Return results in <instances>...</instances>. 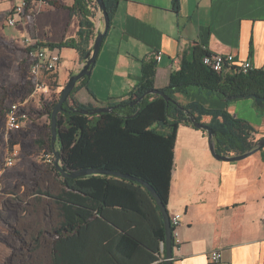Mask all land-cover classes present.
Listing matches in <instances>:
<instances>
[{"label": "crops", "instance_id": "0c3cea01", "mask_svg": "<svg viewBox=\"0 0 264 264\" xmlns=\"http://www.w3.org/2000/svg\"><path fill=\"white\" fill-rule=\"evenodd\" d=\"M48 1L53 4L38 5L39 12L27 13L13 26L17 36L12 34L10 38L18 42L28 37L31 43L42 46L77 38L78 17L66 8L74 0ZM16 2L0 0V15L4 14V19H0L2 27L7 26L5 16ZM0 35L4 36L1 32ZM193 43L209 53L232 54L236 62L249 59L255 68L264 67V0H178L176 11L172 0H119L89 78L85 85L78 86L73 98L96 107L119 101L138 83L141 61L154 59L158 51L161 58L157 61L154 87L163 88L169 74L178 69L182 53ZM54 48L60 55L62 51L72 53L69 61L62 63L60 59L49 81L53 84L50 94L44 95L43 101L39 95L37 106L43 104V108L35 111L34 126H43L44 123L37 122L40 118L44 120L47 105L59 94L69 75L77 72L83 63L75 49ZM64 64L67 73L61 85L59 69ZM173 96L182 105L196 102L207 109L228 111L250 125L253 142L264 137V110L251 98L225 101L217 96L206 97L194 86ZM209 120V116L202 118V122ZM2 136L7 143L9 136ZM16 146L17 143L12 148ZM31 162L40 164L38 160ZM43 173L45 176L40 180L33 178L31 185H22L21 190L17 187L19 193L42 185L43 190L36 193L57 195L62 188L59 178L48 170L43 169ZM36 193L29 196V202L43 203V233L53 241V245L47 241L46 245L55 258L49 264L79 261L72 252L61 247L59 236L51 234L62 220L58 204L44 195L36 199ZM263 205L264 147L241 160H218L209 151L206 131L184 124L177 127L166 204L168 213L181 214L177 228L180 243L173 247V264H209L211 250L220 251V264H264ZM53 212L59 214L60 219L56 224H48ZM101 229L89 228L88 264H156L165 260L162 243L159 259L153 261L149 250L121 230L104 227L100 232ZM67 253L73 257L68 258Z\"/></svg>", "mask_w": 264, "mask_h": 264}, {"label": "trees", "instance_id": "16d2710c", "mask_svg": "<svg viewBox=\"0 0 264 264\" xmlns=\"http://www.w3.org/2000/svg\"><path fill=\"white\" fill-rule=\"evenodd\" d=\"M92 1L74 0L71 6L66 7L70 14L78 17L77 38L48 46L75 49L83 60L94 34ZM103 3L111 22L119 0H103ZM172 4L176 11L178 0H172ZM208 54L209 51L193 43L188 51L182 53L179 67L169 74L167 85L160 88L167 99L157 94H146L136 104L130 105L145 92L155 89L157 61L152 58L142 60L138 83L126 97L108 105L113 107L110 112L91 114L95 105L73 98L78 86L85 85L89 75L80 79L56 120V142L65 172L92 168L126 174L147 182L166 205L176 130L180 124L192 126L191 116L198 122H202L204 116L210 117L208 122L202 123L214 131L217 154H240L253 148L256 142L250 139L252 128L247 122L226 110L207 109L196 102L182 105L173 96L175 92H184L194 86L206 97L217 96L225 101L229 97L247 95L264 98V67L253 68L246 73L219 74L202 64L201 58ZM23 59L27 69V60ZM24 83H28L32 91L27 78ZM58 97L59 94L47 105L49 116ZM258 108L264 110V106ZM48 165L62 186L55 196L48 192L39 193L53 198L59 206L62 220L51 234L59 236L61 247L79 260L62 261L64 264H88L90 227L102 228L100 232L104 227L117 228L149 250L153 261L159 259V244L164 241L163 221L158 206L143 185L137 180L115 175L63 177L53 164ZM12 230L13 235L21 239L19 231L13 227ZM161 251L164 252V246ZM67 256L73 257L68 253ZM156 264L166 262L162 259Z\"/></svg>", "mask_w": 264, "mask_h": 264}, {"label": "rangeland", "instance_id": "374dc122", "mask_svg": "<svg viewBox=\"0 0 264 264\" xmlns=\"http://www.w3.org/2000/svg\"><path fill=\"white\" fill-rule=\"evenodd\" d=\"M92 2L96 25L102 27V16L98 12L96 2L94 0ZM0 19H4L3 13H1ZM1 22L3 23V21ZM14 30V27H2L0 25V32L4 35H0V170L3 168L6 155L13 151L17 152L14 157V164L5 168L0 176V264H49L55 258L50 255L46 245V241L51 244L53 241L43 233V203L35 205L29 202V196L36 193L37 190L41 192L43 186H36L33 191L25 188L24 194L17 190V187H20L21 190L22 185H31L33 178L38 177L40 180L44 177L43 169L50 171L56 177L48 165L49 163H47L48 160H51V156L53 157L50 147L49 108L43 112L46 114L44 120L40 118L37 122L39 124L44 123L43 126H34L32 120L26 129L11 134L7 143L1 139L3 137L1 131L4 124V111L7 104L12 101L22 102V99L31 92L30 85L24 83L27 69L23 64L22 40L20 38L16 42L14 38H10L12 34L17 36ZM71 53L62 51L61 62L64 63L63 60L69 61ZM17 62L20 63L19 67H17ZM65 66L66 64L60 65L59 69L58 83L61 85L64 83V76L67 73ZM20 84L23 86H19ZM38 97H40L39 93L29 97L23 106L32 116L35 115L36 110L43 108V104H41L42 107L40 104L37 106ZM56 97L57 94L51 101L55 100ZM41 99L43 101V95ZM252 100L254 101V99ZM38 107L40 108L38 109ZM15 143L17 146L12 148ZM55 148L59 149L58 142H55ZM34 160H38L40 164H33L31 161ZM35 196L36 199L42 198L38 193ZM28 205H33L32 209ZM26 209L27 211H25ZM59 219L60 215L53 212V218L48 221V224H56ZM12 227L19 231L21 239L13 235ZM36 239H38L37 242H35Z\"/></svg>", "mask_w": 264, "mask_h": 264}, {"label": "built area", "instance_id": "2783aa9c", "mask_svg": "<svg viewBox=\"0 0 264 264\" xmlns=\"http://www.w3.org/2000/svg\"><path fill=\"white\" fill-rule=\"evenodd\" d=\"M51 6L48 0H17L16 4L8 11L5 22L9 27L15 26L27 13H37L40 11L39 6ZM95 5V4H94ZM93 9V8H92ZM24 45V58L27 60V80L32 85V91L28 96L22 99V102L12 101L7 104L4 116V124L1 133L4 136H9L13 133H18L26 128L33 116L24 109V104L28 98L39 93L40 96L49 95L52 90V85L49 81L53 77L54 72L60 63V54L58 50L50 46H42L38 43H31L28 37L21 38ZM161 53L158 51L154 59L159 61ZM204 66L210 68L216 73H232L242 72L255 68L249 59L236 62L232 54L209 53L201 58ZM53 79V78H52ZM17 152L13 151L4 158L3 168L0 170V176L5 168L11 167L14 164V157ZM54 155L47 163L53 164ZM1 188V185H0ZM264 211V205H263ZM264 222V213L261 217ZM169 221L172 230V244L173 247L180 243L178 238L177 228L181 224V214L177 212L169 213ZM221 254L218 250H211L208 254L209 264H220Z\"/></svg>", "mask_w": 264, "mask_h": 264}, {"label": "water", "instance_id": "95a60500", "mask_svg": "<svg viewBox=\"0 0 264 264\" xmlns=\"http://www.w3.org/2000/svg\"><path fill=\"white\" fill-rule=\"evenodd\" d=\"M94 1L97 4L98 12L102 16V27L96 25L95 30L93 31L94 38H93L92 45L89 47L88 51L85 53L84 58H83V63L80 69L77 72L71 73L69 75L66 83L64 84L61 91L59 92V97L57 101L53 105L52 110L50 112V116H49L50 118V145L52 148V153L54 155L53 165L55 169H57V171L63 177H76V176H82V175L101 174V175H115L117 177L137 180L141 185H143L147 189V191L150 193V195L152 196L156 205L159 208V212L161 214L162 221H163V227H164V241L162 244L164 246L165 262L166 264H173L172 262V259H173L172 230H171L170 221H169V213L167 211L166 205L163 204L158 194L147 182L135 179L126 174H121V173L113 172L109 170H98V169H92V168L84 169L81 171H76L73 173H67L65 172L64 168H62L61 166L60 150L55 148V142L57 139L56 138L57 137V131H56L57 130L56 129L57 114L62 110V105L69 100V95L74 89L75 85L78 83V81L82 79L83 77L90 75L91 68L95 63V60L99 52V49L101 47L102 41L109 29L110 20L105 10L103 0H94ZM146 94H157L167 99V96L165 95L163 90L155 88L153 90H149L145 92L139 98L131 102L130 105L136 104ZM238 98H252L254 99V102L258 107L264 106V98L259 97V96H254V95L229 97L228 100H235ZM112 108L113 107H110V106L95 107L90 113L99 114L103 112H110L112 111ZM79 111L82 113H86L85 110H79ZM190 120H191V124L193 127L206 131L207 138H208L209 151L215 159L227 160V161H237V160H241V159L248 157L249 155L253 154L254 152L264 147V137H263L256 141L253 148L247 150L244 153L233 154V155H219L216 153L215 147H214V141H213L214 131L207 124L196 121L194 116H191Z\"/></svg>", "mask_w": 264, "mask_h": 264}]
</instances>
